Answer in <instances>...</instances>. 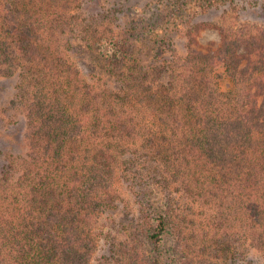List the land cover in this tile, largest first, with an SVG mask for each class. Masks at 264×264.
I'll return each instance as SVG.
<instances>
[{"label":"trees","instance_id":"trees-1","mask_svg":"<svg viewBox=\"0 0 264 264\" xmlns=\"http://www.w3.org/2000/svg\"><path fill=\"white\" fill-rule=\"evenodd\" d=\"M14 7L0 22V60L8 76L23 58L30 62L18 84L28 150L1 166L0 264H92L94 219L113 206L111 181L122 158L131 163L136 226L146 241L186 232L171 198L155 205L153 190L198 197L210 187L240 197L238 207H228L241 210L247 237L264 252V51L253 44L264 35L259 29L246 35L219 25L215 51L190 48L184 56L162 29L147 45L149 62L134 55L120 29L107 51L110 89L86 84L82 92L64 70L70 69L62 50L47 46L52 65L36 62L43 32ZM241 43L249 50L245 63ZM222 226L219 220L210 230L217 234ZM134 252L135 264H163L158 254L141 256L135 246Z\"/></svg>","mask_w":264,"mask_h":264},{"label":"rangeland","instance_id":"rangeland-1","mask_svg":"<svg viewBox=\"0 0 264 264\" xmlns=\"http://www.w3.org/2000/svg\"><path fill=\"white\" fill-rule=\"evenodd\" d=\"M13 4V14H28L36 21L37 32H43V54L36 62L51 66L54 59L46 47L62 50L70 69L64 70L77 79L82 92L86 84L97 91L110 89L113 77L106 71L107 51L115 43L111 34L120 35V29L127 35L129 49L145 62L151 59L146 48L154 38L152 33L166 28L174 35L172 48L179 56L190 48L215 51L221 41L219 25L241 34L249 35L255 28L264 34V0H0V22ZM191 28L197 32L191 34ZM259 38L253 41L254 47L264 51V35ZM238 51L242 62H248L245 44L241 43ZM21 64L8 76L2 72L5 62L0 60V171L6 161L17 163L28 150L26 109L18 84L19 72L30 62L23 58ZM216 70L220 74L221 66ZM218 79L224 88L223 78ZM129 167L132 169L126 158L117 164L111 181L113 206L94 219L97 241L92 264H135L134 246L141 256L160 255L163 264H264V252L252 245L239 218L240 197H234L235 192L212 193L210 187L198 197L175 188L164 194L153 190L155 205L162 206L165 196L171 198L186 232L182 235L173 230L163 233L158 242L146 241L136 226L139 204ZM231 202L237 207L229 208ZM225 211L230 212L226 219L222 216ZM219 220L223 223L221 232L214 234L210 228ZM223 246L228 247L226 251L220 249Z\"/></svg>","mask_w":264,"mask_h":264}]
</instances>
